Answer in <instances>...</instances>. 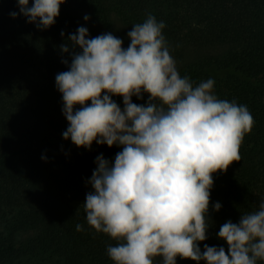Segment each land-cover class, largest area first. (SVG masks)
Segmentation results:
<instances>
[{
  "label": "trees",
  "instance_id": "trees-1",
  "mask_svg": "<svg viewBox=\"0 0 264 264\" xmlns=\"http://www.w3.org/2000/svg\"><path fill=\"white\" fill-rule=\"evenodd\" d=\"M12 12H19L17 0H0V264H112L107 247L116 241L88 226L83 203L96 156L111 161L121 149L94 142L85 150L63 140L68 124L55 84L68 70L62 60L71 62L61 45L86 27L85 15L100 25L86 27L92 38L132 29L151 14L165 23L181 76L196 84L214 79L219 99L250 111L254 124L240 161L213 175L212 227L199 245L202 251L205 244L224 247L227 254L217 239L220 227L256 211L264 199V0H65L45 30L22 16L13 19ZM112 99L123 107L121 97ZM179 264L195 262L179 258Z\"/></svg>",
  "mask_w": 264,
  "mask_h": 264
},
{
  "label": "clouds",
  "instance_id": "clouds-1",
  "mask_svg": "<svg viewBox=\"0 0 264 264\" xmlns=\"http://www.w3.org/2000/svg\"><path fill=\"white\" fill-rule=\"evenodd\" d=\"M63 3L17 0L19 12L10 16L45 30ZM164 28L149 14L127 33V48L112 33L89 38L84 26L61 45L71 61L62 60L68 70L55 77L68 124L62 139L85 150L94 142L121 149L114 160L102 153L94 160L83 203L86 222L116 241L107 247L112 264H154L156 257L160 264H177V257L195 264L264 262V199L256 211L220 227L217 239L227 254L224 247H199L212 227L213 175L240 161L254 120L246 105L217 97L214 79L196 84L181 76ZM145 95V103L132 102ZM112 97H121L123 107ZM221 207L212 205L215 212Z\"/></svg>",
  "mask_w": 264,
  "mask_h": 264
},
{
  "label": "rangeland",
  "instance_id": "rangeland-1",
  "mask_svg": "<svg viewBox=\"0 0 264 264\" xmlns=\"http://www.w3.org/2000/svg\"><path fill=\"white\" fill-rule=\"evenodd\" d=\"M84 23L86 27L89 28L90 30H93V29L100 30V25L97 22H94L91 18L87 22L84 21ZM115 30L116 31L113 32L112 34L117 36L118 38H121L123 40L122 47L127 48L130 43L129 39L127 38V33L131 31V29L117 28ZM105 33L106 32H104L103 34ZM160 261H161V258L159 257L154 258V264H160ZM177 264H179V257H177Z\"/></svg>",
  "mask_w": 264,
  "mask_h": 264
}]
</instances>
